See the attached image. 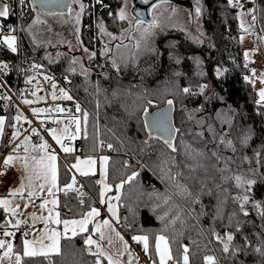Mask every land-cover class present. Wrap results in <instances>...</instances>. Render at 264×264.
I'll list each match as a JSON object with an SVG mask.
<instances>
[{
  "label": "trees",
  "instance_id": "obj_1",
  "mask_svg": "<svg viewBox=\"0 0 264 264\" xmlns=\"http://www.w3.org/2000/svg\"><path fill=\"white\" fill-rule=\"evenodd\" d=\"M79 1L84 5L80 41L89 53L96 55L90 56L83 65L73 64L74 56L65 47L53 53L32 42L28 28L39 10L33 9L32 0L25 5L20 25L16 20L3 19L0 23V66L8 65L7 69L0 68V85H3L0 96L5 97L0 99V117L5 118L0 162L13 152L12 135L19 129L20 137H24L29 127L23 120L15 121L16 115L23 116L15 100L20 103L24 99L33 100L32 104L44 103L43 107L47 108L44 92L27 81L37 73L65 76L64 90L73 99L63 98L62 93L57 94V98L68 103L66 113L82 118L83 111H87L89 119L87 137L82 133L75 143L78 151L59 159L61 189L71 182L73 172L69 169L77 156L105 153L110 157L107 183L113 191L122 180L138 173L120 189L119 226L129 240L134 235H149L148 259L150 256L158 259L154 252L155 236L167 226L163 234L169 239L174 257L182 246H187L189 264H205V255H214L218 264H264V256L255 252L264 241V219L253 207V202H258L264 209V107L256 103L255 86L244 80V76H251V71L245 67L241 40L244 32L240 27L238 6L229 5L227 0H200V21L195 35L180 31L161 34L155 41L153 60L147 59L138 68L124 71L117 70L108 55L102 53L106 33L121 36L129 31V23L118 16L122 0ZM254 14L257 30L264 37V0H255ZM100 24L106 32L101 31ZM13 31L16 52L1 41L3 34ZM95 57L96 63H93ZM73 68L75 72L71 71ZM202 85H207L203 92ZM184 88H188L189 93H184ZM33 91L43 99L37 100ZM168 100L173 101L171 107ZM77 104L82 110L79 113ZM165 108L173 112L174 129L178 130L172 140L175 152L164 143L162 134L146 126L144 119L145 109L151 115ZM51 116L52 113L45 112L36 117ZM249 130L251 139L242 147L240 137ZM221 133H226V139L233 141L237 148L235 153L226 144L218 143ZM109 143L113 145L111 151L107 147ZM213 150L224 159L232 158L231 171L219 170L224 164L216 162ZM257 152L260 153L259 163L255 158ZM244 156L252 162L244 161ZM185 165H192L196 170L190 171ZM236 174L255 183L247 190L238 187L232 179ZM82 178L86 184L83 190L69 191L67 195L64 191L58 193V210L63 220L80 218L92 207L99 206L97 178ZM185 188L192 193L191 197L184 192ZM245 194L249 196L245 204L248 216L239 208L243 200L234 199ZM177 216L179 219L171 224ZM213 233L222 238L232 233L234 247H242L247 237L251 246L235 256L231 252L225 254ZM85 237L84 233L62 237L59 255L24 257L23 240L19 236L13 244V252L22 256L21 264H95L97 256L88 251ZM95 251L92 247V252ZM100 259L102 264H108L103 257Z\"/></svg>",
  "mask_w": 264,
  "mask_h": 264
},
{
  "label": "snow or ice",
  "instance_id": "obj_2",
  "mask_svg": "<svg viewBox=\"0 0 264 264\" xmlns=\"http://www.w3.org/2000/svg\"><path fill=\"white\" fill-rule=\"evenodd\" d=\"M26 0H19V3L21 5H24ZM78 0H32V7L35 9L37 5L43 9L44 7L50 5V4H57L60 6H63L67 9L68 13L71 14L72 12V5L77 3ZM97 2H100V0H97ZM143 4H148L150 0H141ZM229 5H232L233 7L241 6L239 4V0H227ZM124 3V0H122V4ZM155 5H153V8ZM81 11H83L84 5L80 4ZM10 12V6L7 4L6 0H0V18H8ZM197 15L200 13V9H196ZM60 15H63V13H59ZM140 16L139 13H136V15L133 17V19H138ZM127 15L124 11V8L122 7L120 13H119V19L125 20L127 19ZM256 20L255 15H252V23L245 25L244 21L241 20L240 27L243 30V32L248 33L250 29L252 28V24H254ZM80 21V15L77 13L76 15V22L79 24ZM37 22H39L37 20ZM144 23L143 19H139V24ZM139 24L136 25V27H139ZM100 29L102 32H106V30L103 27V24H100ZM147 32V29L145 30ZM107 35L111 36V33H106ZM113 39H116V37H113ZM259 39H264V37H259ZM241 40H243V36L241 37ZM3 43H5L8 48L11 49L12 52L17 51L16 47V37L15 36H7L4 38ZM117 47H120V45H117ZM136 47H139V44L136 45ZM84 51H88V49H84ZM110 51V49H107L106 46V52ZM253 53L245 52V57L248 58ZM91 57L95 56V53L90 54ZM73 64L76 63L75 60L72 61ZM113 65L115 66V61H113ZM38 67V66H36ZM247 67V64L245 65ZM0 68L7 69L8 65L3 64L0 66ZM119 70V68H117ZM72 72H75V69H71ZM86 71V70H85ZM219 75V71L217 73ZM45 79H48V77H45ZM244 80L250 84L255 85L256 81L258 80L262 85H264V71L260 73L259 76L256 74V70H251V76H244ZM28 83H31V80L27 81ZM0 87H3V85H0ZM55 87V85H53ZM207 88V85L201 86V92L204 91V89ZM188 88H184V93H189ZM62 97L66 98L68 100H72L73 97L68 94L67 91L61 89ZM33 96L37 97V100L43 99L42 97H39L36 93V91H33ZM258 100L256 101L258 107H264V87L260 88L257 92ZM5 97L0 96V99H4ZM52 99H57V96L55 92L52 94ZM35 101L24 99V104H32ZM149 104H151V101H149ZM167 104L171 107L173 104L172 100H168ZM33 115L39 116L42 113H52V112H58L63 113L66 110L62 107H56L53 108H47V109H33ZM81 107L79 104L76 105V112H81ZM88 113L87 111H83L82 118H77L75 116H72L71 120L68 123H65L62 128H50L47 129L48 134L52 137V139L58 144L61 148V150L65 153H72L74 149L68 145L65 144V141H74L77 139L81 134L83 133L85 138L87 137V128H88ZM144 119L146 126L150 129H155L159 133L162 134V137L164 139V143L173 151H176V148L174 144L172 143V140L174 138L175 133L178 131L177 129H174L170 126V124L167 121V114L166 113H158L149 115L147 109L144 110ZM21 120H23L25 123H28L31 125L32 121L28 120L27 117H24L22 115H16L15 121L19 123ZM41 124L44 123L43 120L40 121ZM52 123L56 125H60L62 123L61 120H52ZM32 135L39 136L41 139V143L39 145H32L33 151H38L42 153L40 156H28L25 155L23 157H19L18 155H15V153H18L20 150L21 145H16L13 148L14 154H9L6 156V158L3 160V167L4 169H7L10 165L14 164V161L20 160L22 168L28 173L26 177H22L21 179H27L28 184L25 185L23 182H21L20 187L17 189H14L10 192V195L20 196L23 197L24 192L26 188H32L34 181H42L35 187L38 188V191H29L28 195L29 197H37L40 196L45 189L47 190V196L52 197L51 200L44 199L43 202L39 205L41 210H44L47 208L49 204H51L52 208H47L48 216H39L37 217L35 213L32 214V220L35 222L36 220L43 221L45 224L44 229V235L40 238L39 241L33 240H25L24 241V248H23V256L24 257H37V256H43L48 257L50 255H59L60 254V237L61 233L57 232L56 230L52 229L49 230L47 225L49 222L55 223L59 225L60 223H63L64 225V235L66 236L68 231L71 230L73 232V235L76 234L77 230L80 232H87L88 231V225L92 223L93 219L100 215V212L97 208L92 207L90 211H88L82 219L79 220H63L61 221L59 219L60 213L56 212L55 216H53V211L55 209V206L58 204L57 200V193L60 191H64L65 195L69 191H78L79 189L74 188L76 185V177L73 175L71 177V182L64 185V187L61 189V187L58 185V167H57V155L55 154V150L49 151L50 145L48 144L47 140H44L42 136H40V132L33 128L31 130ZM5 134V120L3 117H0V143H3V137ZM166 134V136H164ZM21 136V132L19 129L12 135L10 142H15L19 137ZM251 139V132L250 130L243 133L240 137V144L242 147H246L248 145L249 140ZM31 140V136H25L23 140V150L25 153L29 151V142ZM103 143V142H101ZM219 144H226L227 147L231 148L233 153L237 151V148L235 147L233 141L231 139H226V133L219 134ZM6 146V145H5ZM107 147L109 149L113 148L112 144H107ZM197 155H203V152H197ZM212 156L215 157L216 162L219 163L220 161H223L224 167L222 169H219L221 172L225 171H231L230 164L234 162L231 157L224 159L222 156L218 155L215 150L212 152ZM256 162H260V153L257 152L255 154ZM102 162V179L98 181V183L101 185V191H100V202L103 204L105 203V194L112 191V186L107 183V176H108V160L109 158L107 156L101 157ZM243 160L248 162L249 164L252 162L247 156L243 157ZM97 161L91 157L87 159H80L79 157H76V163L71 165V169H75L81 176H88V175H94L95 174V165ZM83 165V167H82ZM189 168L190 171H195L196 169L192 165H185ZM212 167H215L213 165ZM254 171V170H249ZM7 175L6 171H0V176ZM138 173H133L131 176L127 177V179L122 180L119 184L116 185V189L120 190L123 189L125 183H130L135 176H137ZM178 175H182V173H178ZM226 178V177H222ZM232 179L236 182L237 186H243L247 190L250 188V186L255 183V181L246 179L245 177L236 174L232 176ZM82 187V186H81ZM184 192L187 194V196L191 197L192 193L188 191L187 188L184 189ZM80 195L83 196L84 193L80 192ZM236 201L243 200L242 203L239 204V208L241 213L244 216H248L249 212L245 208V204L249 202V196L247 194L243 195L241 198L239 195L234 198ZM111 200H120V196H114L109 199L108 202V212H110L113 217L116 218L117 222H119V217L117 215L116 207L110 202ZM29 203H32L30 200ZM80 203L83 204V200H80ZM253 207L259 210L258 214L261 217V219H264V209H262V205L258 202H253ZM0 208H3L5 211L10 212L13 216H15L19 209V204H13V202L9 199H0ZM220 210L217 209V215H219ZM166 215V214H165ZM233 216L236 215V213L232 214ZM161 220L164 219V216L160 217ZM179 219V216L175 217L171 224H175L176 220ZM20 221H17L15 223V227L19 226ZM26 223V222H25ZM71 226V229H70ZM96 231L99 233V241H103L107 239L109 247H112V238L110 236H106L105 232L102 231L104 228L111 229L112 231H115L114 228H112L111 223L108 220H104L103 224L97 223L95 225ZM167 230V226H165V229L162 230L161 234H158L155 236L154 241V252L158 259H152L150 256L149 259L152 261V264H169L171 261L172 264H189V248L187 246H182V249L178 252V254L174 257L172 248L169 244V239L166 235L163 234L164 231ZM240 223L237 222L236 231H240ZM5 236H12L13 233L11 232H5ZM27 235V234H25ZM215 240L217 242H220L222 244V252L225 254H231L233 256L237 255L241 251H244L247 247H250V243L248 241V238L245 237L244 239V245L242 247H234L231 242L234 241L235 237L232 233H226L225 236L222 238L220 234L213 233ZM116 236L119 238V240L123 244V251L117 250L115 254H111L105 250V248L97 241L93 240L91 235L85 238V243L88 245V251L94 255L97 256V260L95 264H102L101 257L106 258L108 261V264H122L120 257L123 255V253H128V255L131 257L132 253L130 251L128 242L124 240L123 236L120 235L119 232H116ZM47 239L50 241L48 244H44L43 241ZM132 240L138 244H141L143 246V251L145 254L149 253V235L143 234V235H134L132 236ZM227 241V242H225ZM39 245V247L35 245ZM95 245L96 251L92 252V246ZM262 246H258L255 248V252L259 253L261 256H264V241H261ZM6 251L4 253L5 257H8L11 259V255L13 254V246L11 244H5L4 241L0 240V249L5 248ZM2 259V258H0ZM138 260V257L136 258ZM205 264H218L217 258L214 255H205L203 257ZM16 262L17 264H21V256L19 254L16 255ZM128 264H132V260L130 259L128 261Z\"/></svg>",
  "mask_w": 264,
  "mask_h": 264
},
{
  "label": "rangeland",
  "instance_id": "obj_3",
  "mask_svg": "<svg viewBox=\"0 0 264 264\" xmlns=\"http://www.w3.org/2000/svg\"><path fill=\"white\" fill-rule=\"evenodd\" d=\"M152 1L154 0H150V2ZM189 1L197 8H200V0ZM80 4L82 3L78 0L77 3L72 5L71 14L68 13L67 9L61 12H57L55 14H47L38 10L36 12L34 20L28 28V32L32 39V42L38 47H45L46 49L49 48V50L53 53H55L57 49L65 47L70 53L73 54V60L78 62L79 65H83L84 62L90 57L91 53H89L88 51H84L85 48L81 44L79 37L83 12L81 11ZM154 5L155 7H152L150 11L151 22H144L142 24H139V22H134L135 19H133V17L135 15L134 12H131V0H124L122 7L124 8V11L128 17L127 19H125V21L129 23V31L127 32V34L125 33L121 36H109L106 34L107 38L105 40L104 48L102 51L104 56L108 55L109 62L113 64V61H115V67L119 68V70H133V68H138L139 65L145 62L147 59L153 60V56L156 51L155 41L156 38L161 34H164L168 31H180L190 36L196 34L200 21L199 14L197 15L196 11L191 16L190 11L186 6H183L179 3L168 2L163 0L155 3ZM238 8L240 23L241 20L244 21L246 26L252 23V15L254 14L255 10V0H248L246 5L242 7L238 6ZM59 13H63V15H60ZM77 13H79L80 15L79 24H77L76 22ZM37 20L39 22H37ZM137 24H139V27H136ZM146 29L147 32H145ZM7 36L16 37L14 31L10 33L8 32L2 35L1 41H3L4 38ZM113 37H116V39H113ZM259 37L261 36L257 30L255 20L254 24H252V28L250 29V31L248 33L244 32L243 34V51L244 56L245 52L251 53L253 51H257L259 53L262 66H264V40L259 39ZM137 44H139L138 48L136 47ZM247 44H249L250 46H246ZM117 45H120V47H117ZM106 46L107 49H110V51L106 52ZM245 60L247 66L250 68V71L252 69H255L257 76H259L260 71L254 64V59L252 55L248 58L245 57ZM93 63H96V57L94 58ZM254 86L258 91L262 87V84L257 80ZM53 92L55 91H49V97H51L50 94ZM45 101H47L46 94ZM21 104L27 108V111L22 108L20 109L23 116L27 117L28 120H30L31 118L33 119V109H47L43 107L45 105L44 103H42L41 105H25L24 103ZM54 107H62V105H54ZM34 118L39 123V126L35 129H37L40 132V136L44 138V135L41 130L43 129L46 123L41 124L40 121L43 120L45 122L46 119H41L40 117H36L35 115ZM32 124L34 123H31V125H29L28 130L33 129ZM28 130L25 136H31V140L29 142L30 151L32 150V145H39L41 142H35L37 141V139H40V137L32 135V132H29ZM24 137L22 136L18 139V141H22L21 143H16V145H21L20 149H23Z\"/></svg>",
  "mask_w": 264,
  "mask_h": 264
},
{
  "label": "crops",
  "instance_id": "obj_4",
  "mask_svg": "<svg viewBox=\"0 0 264 264\" xmlns=\"http://www.w3.org/2000/svg\"><path fill=\"white\" fill-rule=\"evenodd\" d=\"M244 5L245 4H242V6H244ZM124 42H126V41H124ZM246 46H250V45L247 44ZM243 47H244V45H243ZM251 53H253L252 57L254 59V64L257 66V68L259 70L262 67V64L260 63L261 59L259 57V53L257 51H253ZM261 72H262V68H261ZM55 94L56 95L57 94H61V92L60 93L55 92ZM49 100H50V103H48L46 101V107L47 108H53L54 109L55 108L54 105L61 104L62 108H64L66 110L63 113H58V112H55V111L52 112L51 120H50V118H48L44 122V124L45 123L51 124L50 128H58V129L62 128L65 123H68L71 120L72 116L80 118V117H78L76 115L66 113L68 111V107H69L68 103L66 102V100L58 99V98L53 100L51 97L49 98ZM4 120H5V118H4ZM52 120H61L62 123L60 125H56V124L52 123ZM45 134L46 135L44 136L43 139L47 140L48 144L51 146L49 151L55 150V154L58 157V159H57V167H58V164H59V159L61 157L72 156V155H74L76 153V151H78V149L77 150L75 149V143H76L77 140L80 139L81 136H79L74 141H67V140L65 141V144L70 145L74 149V151L72 153H65V152H63L61 150L60 146L58 144H56V142L48 134V131H46ZM40 140L37 139V141H35V142L39 143V142H41ZM21 142H22L21 140L18 141V139H17L15 141V145H16V143L19 144ZM0 145H1V143H0ZM15 145H14V147H15ZM9 154H14V153L11 152V153L6 154L3 157L2 162L6 158V156L9 155ZM15 155H18L19 157H23L25 155H28L30 157L31 156H37L38 157V156L42 155V153H40L38 151H33V150H30L27 153H25L23 149H20L18 153H15ZM104 156H107L110 159L109 155H107L105 153L98 154L96 156H87V157L77 156V157H79L82 160L91 157V158H93V159H95L97 161V163L95 165V174L94 175L90 174L88 176H95L97 178V181H99L100 179H102V162H101L100 158L104 157ZM74 163H76V158L71 163V165L74 164ZM108 164H109V160H108ZM82 167H83V165H82ZM107 167H108V165H107ZM71 170H72L73 175L75 177L76 176L85 177V176H81L79 174V172H77L75 169H71ZM6 171H13L16 174V180L11 182L7 177H5L2 181H0V199H9V200H11L13 202L14 205L15 204H19L20 205V209H19L18 213L15 216H13L10 212H7L3 208H0V240L4 241L6 245L7 244H11L13 246L16 238L20 236L22 238V240H23V248H24V241L25 240H29V241L36 240V241H39L40 238L44 235V229H45L44 222L40 221V220H36L35 222H33L32 214L35 213V215L37 217H39V216H45V217L48 216L47 208H52L53 206L51 204H49L46 209L41 210L39 205L43 202L44 199L51 200L52 197H48L47 196V190L46 189L40 196L29 197L28 192L29 191H34V190L38 191V188H36L35 186L38 185L39 183H41L42 181H34L32 188H26L23 197H20V196L13 197V196H11L10 192L12 190H14V189L19 188L21 182H23L25 185L28 184L27 179H23V180L21 179L22 177H26L28 173L22 168L20 160L14 161V164L10 165L6 169ZM100 191H101V185H100ZM117 195L120 196V190L116 189L115 191H113V189H112L111 192H108V193L105 194V197H104L105 203H103V204L100 202L101 198L99 196V200H98L99 206H97L95 208H97L99 210L100 215L95 217L93 219L92 223H90L88 225V231L87 232H80L79 230H77L75 235L83 234V233L86 234V237L91 235L92 239L93 240H97L105 248V250L107 252H109L111 254H115L117 252V250L123 251V244L119 240V238L116 236V232H119L120 235L123 236L124 240H126L128 242L130 251L132 253L131 257L128 255V253H123V255L120 257L122 264H128V261L130 259L132 260V264H152V262H150L149 259H148V254H145V252L143 251V246L141 244H138V243L134 242L133 240H129L127 238V236L121 231L120 226H119L120 225V216H121L119 201H116V200H111L110 201L116 207L117 215L119 217V222H117L116 218L113 217V215L110 212H108L109 199L111 197H114V196H117ZM56 198L58 200V193H57V197ZM30 200L32 201V203H29ZM58 205H59V202L55 206V209L53 211V216H55L56 212H59ZM90 210H88V211H90ZM103 213H104V215H103ZM83 217L84 216H82L80 218H70V219H67V220H73V219L74 220H79V219H82ZM59 219L61 221H63V219H61L60 216H59ZM64 220H66V219H64ZM104 220H108L111 223L112 228L115 229V231H112L111 229H108V228L102 229V231L105 232L106 236H110L112 238V247H109L107 239H105L103 241H99V233L96 231V228H95V225L97 223L103 224ZM17 221H20V223H19L18 227H15L14 225H15V223ZM27 225H30L32 228H31L30 233L25 236L23 234V229ZM47 227H48L49 230L54 229L57 232L61 233L60 242H61L62 237H73V236H75V235H73V232L71 230L68 231L66 236L64 235V225H63V223H60L59 225H57L55 223L49 222ZM70 229H71V226H70ZM5 232H11V233H13V235L12 236H5L4 235ZM43 243L44 244H48V243H50V241L45 239L43 241ZM35 246L39 247L38 244L35 245ZM92 247H95V245H93ZM6 250H7L6 247L0 249V258H2V259H0V264H17V262H16V255L17 254L13 252V254L11 255V259H9L8 257L4 256V253H5ZM22 254H23V249H22ZM137 257H138V260L136 259ZM104 259L108 263L107 259L106 258H104ZM21 261H22V256H21Z\"/></svg>",
  "mask_w": 264,
  "mask_h": 264
},
{
  "label": "built area",
  "instance_id": "obj_5",
  "mask_svg": "<svg viewBox=\"0 0 264 264\" xmlns=\"http://www.w3.org/2000/svg\"><path fill=\"white\" fill-rule=\"evenodd\" d=\"M27 1L28 0H26L24 5H21L19 3V0H6L7 4L10 6L9 17L8 18H0V23L3 19H5V20H16L17 23L20 25V18L23 16V14L25 12V5H26ZM247 1L248 0H239V4L240 5H242V4L246 5ZM45 77H48V79H45ZM30 80L32 81L31 84L33 85L34 88H36L38 90H42L47 95V102L48 103H50L49 91L50 92L51 91L61 92V89L64 90L65 85H66L65 84L66 77L62 76V75H56L54 73H37V74L33 75V77H31ZM53 85H55V87H53ZM15 101L20 108L27 111V108L24 107L19 101H17V100H15ZM30 120L32 121V123H34V124H32V128H37L39 126V123L37 121L33 120L32 118ZM50 125L51 124L46 123L44 125L43 129L41 130V132L43 133L44 136L46 135L45 133H46L47 129L50 128ZM103 148L106 149L105 146ZM109 151H111V149H109ZM0 171H6V169H4V167H3L2 160L0 162ZM6 172H7V175L0 176V181H2L5 177H7L11 182L16 180V174L13 171H6ZM76 181H77V183L74 186V188L79 189V190H83L84 188H86V184L83 181L82 177L76 176ZM31 228L32 227L30 225H27L23 229V234L28 235L31 231Z\"/></svg>",
  "mask_w": 264,
  "mask_h": 264
},
{
  "label": "water",
  "instance_id": "obj_6",
  "mask_svg": "<svg viewBox=\"0 0 264 264\" xmlns=\"http://www.w3.org/2000/svg\"><path fill=\"white\" fill-rule=\"evenodd\" d=\"M159 1H162V0H154L152 2H149L148 4H143V5L146 6V9H145L146 14H145V18H144L143 21L151 22V12H149V7H151V6L153 7V5L155 3H157V2H159ZM163 1L175 2V3H179V4L183 5V6H186L187 8L190 9L191 14L196 9L195 6L189 0H186V1H182V0H163ZM131 2L133 4V11L135 12L138 9L139 4L141 3V0H131ZM37 8L40 11H42L44 13H47V14H55L57 12H61V11H64L66 9L65 7L57 5L55 3L48 5V6L44 7L43 9H41V7L39 5H37ZM158 113H166L167 114L168 123L170 124V126L172 128H175L173 112L169 108L158 110V111L154 112L153 114H158ZM153 114H151V115H153ZM152 130L158 132L155 129H152Z\"/></svg>",
  "mask_w": 264,
  "mask_h": 264
},
{
  "label": "flooded vegetation",
  "instance_id": "obj_7",
  "mask_svg": "<svg viewBox=\"0 0 264 264\" xmlns=\"http://www.w3.org/2000/svg\"><path fill=\"white\" fill-rule=\"evenodd\" d=\"M195 8L197 9L196 6H195ZM145 9H146V6L143 5V3L141 2V3L139 4L138 9L134 12V11H133V4H132L131 12H134V15H136V13H139V14H140L139 18L134 20L135 23H136V22H139V19H143V20H144V18H145V14H146ZM151 9H152V6L149 7V12L151 11ZM188 9H189V8H188ZM196 9L193 11V13L196 11ZM189 11H190V9H189ZM193 13L191 14V11H190V15H191V16L193 15ZM144 22H145V21H144Z\"/></svg>",
  "mask_w": 264,
  "mask_h": 264
},
{
  "label": "bare ground",
  "instance_id": "obj_8",
  "mask_svg": "<svg viewBox=\"0 0 264 264\" xmlns=\"http://www.w3.org/2000/svg\"><path fill=\"white\" fill-rule=\"evenodd\" d=\"M260 63H261V62H260ZM261 64H262V63H261ZM261 68H262V71H264V66H262ZM259 71H260V72H259V74H260V73H261V69H259ZM262 87H264V85H262ZM262 87H261V88H262Z\"/></svg>",
  "mask_w": 264,
  "mask_h": 264
}]
</instances>
